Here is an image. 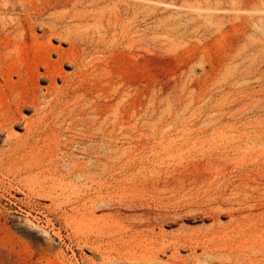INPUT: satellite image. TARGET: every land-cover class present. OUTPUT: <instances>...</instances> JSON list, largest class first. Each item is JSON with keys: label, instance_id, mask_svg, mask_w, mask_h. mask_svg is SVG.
I'll use <instances>...</instances> for the list:
<instances>
[{"label": "rangeland", "instance_id": "374dc122", "mask_svg": "<svg viewBox=\"0 0 264 264\" xmlns=\"http://www.w3.org/2000/svg\"><path fill=\"white\" fill-rule=\"evenodd\" d=\"M0 52V264H264V0H0Z\"/></svg>", "mask_w": 264, "mask_h": 264}, {"label": "bare ground", "instance_id": "6f19581e", "mask_svg": "<svg viewBox=\"0 0 264 264\" xmlns=\"http://www.w3.org/2000/svg\"><path fill=\"white\" fill-rule=\"evenodd\" d=\"M19 28L22 34L24 31L23 25H19ZM6 62V55L0 52V81L2 82L0 83V134L9 133L13 126L22 121L23 118L20 115L22 109L33 108L34 103L25 96L27 95L25 90L29 91L30 84H33L34 78L39 76L36 75V72L32 74L28 71L21 72L22 70L19 71L18 68L11 66V62L7 65L8 71L4 73L3 66ZM13 75H16L19 79H24L22 85L19 82H10ZM42 76L50 78L47 73Z\"/></svg>", "mask_w": 264, "mask_h": 264}]
</instances>
